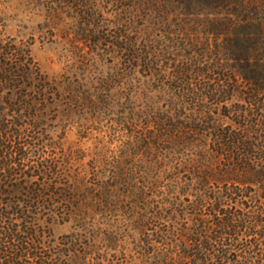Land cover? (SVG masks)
Here are the masks:
<instances>
[{"label":"trees","instance_id":"16d2710c","mask_svg":"<svg viewBox=\"0 0 264 264\" xmlns=\"http://www.w3.org/2000/svg\"><path fill=\"white\" fill-rule=\"evenodd\" d=\"M137 1L105 42L122 54L127 77L139 73L170 90L163 111L149 99L145 125L186 156L181 168L191 175L151 218L142 216L145 230L156 227L148 244L159 245L145 264H264V0ZM137 18L144 23L135 25ZM182 52L185 58L162 68V59ZM67 92L75 102V90ZM64 101L29 45L0 38V264H70L94 216L113 212L121 194L134 198L138 188V160L124 171L121 158L93 159L98 181L89 186L70 177L54 147L46 152L47 111L55 114ZM54 217L77 229L55 247L40 223ZM161 219L169 224L154 225Z\"/></svg>","mask_w":264,"mask_h":264},{"label":"rangeland","instance_id":"374dc122","mask_svg":"<svg viewBox=\"0 0 264 264\" xmlns=\"http://www.w3.org/2000/svg\"><path fill=\"white\" fill-rule=\"evenodd\" d=\"M135 3L138 1L76 0L71 4L64 0H0V38L29 45L41 72L60 85L65 98L55 114L52 109L47 111L49 121L43 126L46 152L54 147L56 159L60 157L70 177L85 178L89 186L98 181L90 175L93 159L121 158L124 171L130 169L132 162H139L134 169L138 187L133 190L134 198L121 194L113 212L94 216L89 224L94 228L88 227V237L81 238L83 252L79 259L72 257L70 264H145V255L151 256L153 245L158 244H148L155 236L147 234H154L151 229L156 227L145 230L142 216L151 218L156 207L172 199L176 193L173 189L179 190L191 177L181 168L186 156L166 149L170 146L155 137L158 132L153 124L145 125L149 99L155 97V111H163V96L168 97L170 90L166 88L165 94L161 83L150 82L139 73L127 77L122 54L105 42L113 38L120 23H126L128 5ZM163 3L160 0L156 6ZM171 11L168 20L175 21L176 12ZM134 20L138 26L144 23L139 18ZM197 40L204 42L206 36L199 34ZM207 41L214 44L212 38ZM184 55L182 52L162 59L160 65L163 69L169 67ZM170 77L167 75L165 81H170ZM69 89L75 90V102L73 95L67 94ZM143 187L145 195L140 194ZM119 190L124 191V187ZM156 222L154 225L169 224L165 219ZM40 223L48 227L54 247L62 237L77 231L73 221L61 222L58 217ZM109 236L115 239L113 244L106 241ZM85 252L87 255H83Z\"/></svg>","mask_w":264,"mask_h":264}]
</instances>
